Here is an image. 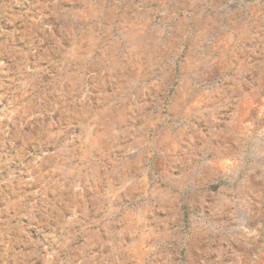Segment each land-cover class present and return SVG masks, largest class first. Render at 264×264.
Returning <instances> with one entry per match:
<instances>
[{
    "label": "clouds",
    "instance_id": "clouds-1",
    "mask_svg": "<svg viewBox=\"0 0 264 264\" xmlns=\"http://www.w3.org/2000/svg\"><path fill=\"white\" fill-rule=\"evenodd\" d=\"M13 7L0 9L7 23ZM38 15L48 23L30 25L23 54L0 29V56L13 61L0 71L16 72L3 94L12 107L0 111V166L20 159L35 173L41 197L20 213L43 235L18 249L12 226L0 264H48L39 241L66 247L57 233L93 221L111 264H264V97L251 115L244 106L264 92V0H44ZM29 55L57 58L47 82L28 71ZM0 180L5 199L23 191Z\"/></svg>",
    "mask_w": 264,
    "mask_h": 264
},
{
    "label": "rangeland",
    "instance_id": "rangeland-1",
    "mask_svg": "<svg viewBox=\"0 0 264 264\" xmlns=\"http://www.w3.org/2000/svg\"><path fill=\"white\" fill-rule=\"evenodd\" d=\"M6 2H11L14 4L12 9V14L9 17L13 23H7V20L0 18V29L8 32L10 35L8 39V46L15 49L13 54L16 52L21 54L28 51L31 46V40L28 39L30 33L27 29L30 25L35 24H45L48 23L46 18L38 15L39 5L44 2V0H0V9H2L3 4ZM152 2V0H149ZM2 15V13H0ZM48 28L55 37L57 46L63 48L66 46L65 40L60 38V33L57 31L56 27L52 24H48ZM13 29H15V34L12 35ZM21 37H24L21 39ZM5 38L0 34V41H3ZM52 41L45 40L42 47H47ZM38 43V42H37ZM3 49L0 48V51ZM20 57L18 56L17 59ZM28 59V71L32 73L38 72L40 78L45 82L48 81L49 77L55 71V63L57 58L53 56L52 60L42 59L38 55H29ZM0 63L7 65L9 68L13 67V61L10 56H0ZM16 79L15 71H0V111H3L9 107H12L8 104V100L3 96L5 90L9 88L13 81ZM257 97H264V92L252 93L247 100L244 101V106L251 109L252 112H255L257 108L261 105V100ZM199 102L197 100L193 101L194 105H197ZM41 118L48 122V117L42 112ZM55 131V129H53ZM25 132L30 131L28 127L24 128ZM12 133H9V138H11ZM22 141H14L13 144H6L4 147L11 149L13 147H20ZM29 151H32L29 147ZM36 154V153H34ZM51 153L45 151L42 154V158H49ZM78 163V161L73 160V164ZM12 172L13 175L9 176V173ZM44 172H47V169H44ZM35 173H29L28 169L25 167V164L20 162V159H15L10 161L7 165L0 166V177H3L4 180L8 181V184L11 186L19 185L23 189L22 192H19V195L12 192L9 189L7 199L3 195H0V256H3L7 252L8 256L12 255V247L10 243L6 242L4 236L5 232H8L12 226H17V233L22 237V242L15 247L19 248H31L37 246V235H43L42 232H39L38 229L43 226L38 224L37 220H33L27 216H24L20 213V204L31 205L39 201L41 197V186L39 183L35 182L34 179ZM59 177V173L52 177L56 179ZM49 176L45 175L44 180H48ZM145 182H147V177H145ZM3 183V180H0V184ZM251 184V181H250ZM105 185L97 184L96 188L92 192L103 193L105 190ZM112 187H115V182H112ZM254 188L255 186L252 185ZM25 197L23 200L20 197ZM84 199H89V194L86 192ZM47 200L51 203H55L56 194L49 191L47 193ZM19 201V203H18ZM82 211V209H77V215ZM65 215L68 216L70 213L65 212ZM86 217L91 218L93 215H101L100 213H94L91 209L85 214ZM72 228L76 229L77 225L75 222L70 221ZM100 229L98 238H89V234L95 232L97 229ZM44 231H48L44 229ZM68 237L71 240V243H68L66 247L58 248L56 243H45L43 240L39 241L40 244H43L44 254L48 256V264H111V252L113 245L109 242L108 236L104 234V229L100 227L98 221H93L86 230V232H77L73 230L71 236L69 237L68 233L59 234L57 233V238L60 239V236ZM63 243V240H61ZM235 249V245L233 246ZM55 253V255H52ZM208 254L210 256L215 255L216 253L209 250ZM37 264H45L43 260H37ZM143 264V261H141Z\"/></svg>",
    "mask_w": 264,
    "mask_h": 264
}]
</instances>
